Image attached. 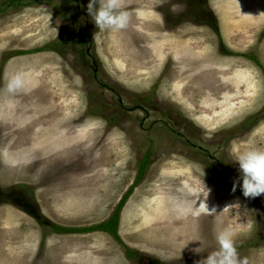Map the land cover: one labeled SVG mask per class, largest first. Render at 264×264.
<instances>
[{
    "label": "rangeland",
    "instance_id": "rangeland-1",
    "mask_svg": "<svg viewBox=\"0 0 264 264\" xmlns=\"http://www.w3.org/2000/svg\"><path fill=\"white\" fill-rule=\"evenodd\" d=\"M88 2L0 0V264H198L226 227L264 264V194L231 191L233 154L264 148V0H123L119 32ZM129 189L118 239L52 230Z\"/></svg>",
    "mask_w": 264,
    "mask_h": 264
},
{
    "label": "clouds",
    "instance_id": "clouds-1",
    "mask_svg": "<svg viewBox=\"0 0 264 264\" xmlns=\"http://www.w3.org/2000/svg\"><path fill=\"white\" fill-rule=\"evenodd\" d=\"M87 13L101 32L110 30L119 32L129 26L130 13L125 10L123 0H89ZM57 36V30L54 28ZM26 81L22 73L11 76L6 84V91L15 94L25 88ZM231 161L238 164V177L233 180L232 192L239 185L242 195L246 198H255L264 194V148H250L243 152H235ZM209 194V190L203 188L201 195ZM203 209V206H202ZM215 210L213 208L211 211ZM209 211V213H211ZM235 234L231 228H224L216 236L217 247L207 254L206 258L198 264H249L246 257H240L235 243ZM200 246L195 249L197 253L204 251Z\"/></svg>",
    "mask_w": 264,
    "mask_h": 264
},
{
    "label": "trees",
    "instance_id": "trees-1",
    "mask_svg": "<svg viewBox=\"0 0 264 264\" xmlns=\"http://www.w3.org/2000/svg\"><path fill=\"white\" fill-rule=\"evenodd\" d=\"M148 165V158L144 157L139 164L138 167V175L136 177V180L134 183L138 182L140 180V178L142 177L146 166ZM131 189H129L124 196L120 199V202L116 205L114 211L112 212V214L110 215V217L93 226V227H88V228H83V229H74V228H65V227H60V226H56V225H51L52 230L56 231V232H68V233H80V232H89V231H104L107 233H110L111 236H113L114 238L118 239V235H117V222H118V215H119V211L123 205V203L125 202V200L127 199V197L130 194ZM23 209L25 210V212H27L29 215L32 216H36L35 212H33V210L29 209V208H25L23 207ZM40 220V219H39ZM41 221V220H40Z\"/></svg>",
    "mask_w": 264,
    "mask_h": 264
},
{
    "label": "flooded vegetation",
    "instance_id": "flooded-vegetation-1",
    "mask_svg": "<svg viewBox=\"0 0 264 264\" xmlns=\"http://www.w3.org/2000/svg\"><path fill=\"white\" fill-rule=\"evenodd\" d=\"M23 210V209H22ZM101 232H104V231H101ZM59 233H63V232H59ZM64 233H68V232H64ZM104 233H107V232H104ZM108 235H110L111 236V234L110 233H107ZM130 251V250H129ZM132 253H134L136 256H138L139 258H140V254H138V253H135V252H133V251H130V255L128 254V252L126 251V253H125V255L126 256H128L129 258H131L133 261H135L136 262V260L132 257ZM135 256V257H136ZM136 264V263H135Z\"/></svg>",
    "mask_w": 264,
    "mask_h": 264
},
{
    "label": "bare ground",
    "instance_id": "bare-ground-1",
    "mask_svg": "<svg viewBox=\"0 0 264 264\" xmlns=\"http://www.w3.org/2000/svg\"><path fill=\"white\" fill-rule=\"evenodd\" d=\"M183 173V172H182ZM188 181V180H187ZM191 182L190 183H193V185H192V187H196L197 188V186H200V182L199 181H194V182H192V180H190ZM203 185V184H202ZM206 186H207V184H206ZM201 188L203 187V186H200ZM207 188H209L208 186H207ZM197 190H198V188H197ZM211 191H213V190H211ZM210 195V193L208 194V196ZM204 196V198L206 199V194H204V195H202V197ZM207 196V197H208ZM207 200V199H206ZM72 211V210H71ZM73 212H75V211H73ZM72 212V213H73Z\"/></svg>",
    "mask_w": 264,
    "mask_h": 264
}]
</instances>
